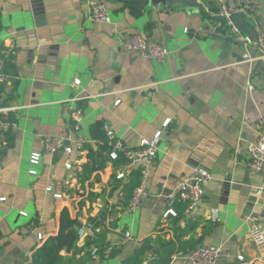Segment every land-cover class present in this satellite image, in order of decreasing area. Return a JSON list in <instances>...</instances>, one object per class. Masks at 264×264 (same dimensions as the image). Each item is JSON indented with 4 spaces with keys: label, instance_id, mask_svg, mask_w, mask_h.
<instances>
[{
    "label": "crops",
    "instance_id": "0c3cea01",
    "mask_svg": "<svg viewBox=\"0 0 264 264\" xmlns=\"http://www.w3.org/2000/svg\"><path fill=\"white\" fill-rule=\"evenodd\" d=\"M91 1L0 0V44L15 45V70L3 73L0 90L14 86L10 105L18 106L12 114L13 143L0 153V264L27 263L61 222L82 225L101 212L109 215L108 229H102L104 219L97 226L107 231L117 252L92 256L84 264H119L149 236L176 247L191 239L199 241L197 246L218 245V264H264V245L249 236L250 218L264 230V176L247 166L255 122L264 114V0L254 13L236 18L242 33L251 24L257 33L247 59L238 34L227 25L213 28L214 0H103L109 22L89 19ZM134 31L164 45L165 62L123 50L121 37ZM75 79L79 84L73 85ZM76 95L83 99L70 101ZM67 102L83 111L76 129L63 114ZM97 121L129 146L161 131L144 180L148 196L136 211H129L128 203L121 209L123 192L114 175L124 163L115 167L105 156L102 168L81 180L64 165L76 161L75 154L43 150L47 135L82 136L89 141L80 157L85 161L88 147L96 145L90 139ZM33 152L41 154L34 166ZM30 168L37 173L30 174ZM194 168L211 177L197 207L184 214V204L175 203L181 218L173 223L170 215L164 223L163 212ZM213 209L217 221L211 219ZM125 230L131 239L122 238ZM87 239H77L81 250L75 254L62 251V264L83 258ZM153 255L147 251L143 264ZM173 255L168 264H190Z\"/></svg>",
    "mask_w": 264,
    "mask_h": 264
},
{
    "label": "built area",
    "instance_id": "2783aa9c",
    "mask_svg": "<svg viewBox=\"0 0 264 264\" xmlns=\"http://www.w3.org/2000/svg\"><path fill=\"white\" fill-rule=\"evenodd\" d=\"M214 6L216 9V23L213 28H219L221 25H227L230 27V31L233 34H238L239 39L242 41L244 52L242 57L250 58L248 47L253 44L254 39L248 33H242L236 18L240 14L250 15L254 13L259 7V0H214ZM88 17L91 20L99 22H109L110 16L108 7L103 0H92L89 3ZM187 31V29H185ZM120 45L127 53L134 54L144 60L155 61L158 63L165 62L168 49L161 43L147 37L141 31H134L128 34H124L120 39ZM15 45L10 42L5 46L4 51L0 54V82L4 79L2 73V66L8 55L14 54ZM79 84V79L73 81V85ZM251 88L250 83H248ZM83 99V96L76 95L70 99L75 102ZM119 101L117 100L116 103ZM18 106L16 105H0V136H3L10 130H14L17 127V122L12 114L16 113ZM63 114L67 118L74 121V128H78V123L82 117L83 111L80 107H72L68 102L63 107ZM169 119H166L163 126H166ZM104 134L106 137L107 145V157L113 162L118 155H121L125 161L120 170L116 172L117 179H128L130 174L138 169L140 172V184L135 186L131 198L128 202L127 209L129 211H136L141 203L147 198L148 191L144 185V180L147 175V168L151 166L155 160L157 153V144L161 138V131H157L150 139H142L138 145L129 146L117 137L114 131L107 125L103 126ZM256 137L253 142L248 145L247 154L248 161L247 166L250 170L259 172L264 176V114H260L255 122ZM90 141L94 144L102 143L98 138H92ZM89 141L82 137L76 136L72 139L68 135H47L42 139L43 150L47 154H53L56 152H63L68 156L75 154L76 161L67 160L65 167L67 169H74L75 172L79 171L77 163L80 162L84 146ZM41 154L39 152H33L29 157V162L32 166L39 163ZM29 173L35 175L37 173L35 168H30ZM211 180L209 172L201 168H194L191 173L179 184L170 206L165 209L162 214L164 223L168 219V216H176V210L172 206L175 203L184 204V214L189 213L195 209L204 193L205 186ZM50 190V187H47ZM55 197H60L61 194L55 193ZM111 206L107 207V213L110 212ZM106 213V214H107ZM24 214V213H21ZM211 219L218 220L217 211L213 209L211 211ZM105 225L102 229H108L109 215L104 218ZM249 236L251 240L257 245H264V230L262 226L253 218L249 219ZM101 229L94 221H88L78 227V238L91 239L96 236ZM124 240L131 239V232L125 230L121 233ZM38 240H43L44 235L42 233L37 234ZM93 256L99 257L98 247H92ZM110 254V247H107L103 251V258H108ZM222 254V249L218 245L203 244L190 250L187 253L178 252L173 257L181 256L184 260L190 264H218ZM238 259L242 260L243 256L238 255Z\"/></svg>",
    "mask_w": 264,
    "mask_h": 264
},
{
    "label": "trees",
    "instance_id": "16d2710c",
    "mask_svg": "<svg viewBox=\"0 0 264 264\" xmlns=\"http://www.w3.org/2000/svg\"><path fill=\"white\" fill-rule=\"evenodd\" d=\"M4 49V45L0 44V54H2ZM13 58L14 54H11L5 59L2 73L15 70ZM13 95L14 86L10 88L9 91L0 90V105L12 104ZM92 136L100 139L102 143L96 144L95 147L89 146L87 159L77 163L79 171L76 174L81 180L90 178L95 171L102 168L101 159L107 156L108 149L106 145V137L103 130V124L100 121L95 122L92 126ZM12 143L13 132L10 130L3 136H0V153L2 154L4 152L2 148L11 146ZM124 161L125 159L121 155H118V157L113 160V164L117 167L124 163ZM117 181H119L121 191L123 192V198L121 200V209H123L129 202L134 187L140 184V172L136 169L130 174V177L127 180L123 181V179H119ZM172 205L174 206V204ZM177 211H180V209ZM104 218L105 214L104 212H101L98 218L91 217L89 220L94 221L97 224ZM180 218L181 214L178 212V215L173 218L172 222L176 223ZM111 223L113 224V222ZM79 226L80 225L76 220L61 222L57 234L48 237L40 246L35 248L31 254L30 260L25 264H62L64 258L61 254L62 251H72L75 254L81 250L76 245L78 239L77 230ZM198 243V240L191 239L188 241H181L179 246L176 247L173 241L162 240L161 238L154 240L149 236L144 238L139 243V246L119 264H143V258L147 251H153L154 254L152 261L149 264H168L171 261L173 254L187 252L188 250L194 249ZM93 246L98 247L100 258H103V251L107 247H110L109 257L117 252V249L111 245L107 238V231L103 230L98 232L94 238L86 240L84 245L86 250L83 258L73 264H84L86 260L90 259L93 256Z\"/></svg>",
    "mask_w": 264,
    "mask_h": 264
},
{
    "label": "water",
    "instance_id": "95a60500",
    "mask_svg": "<svg viewBox=\"0 0 264 264\" xmlns=\"http://www.w3.org/2000/svg\"><path fill=\"white\" fill-rule=\"evenodd\" d=\"M149 2V4H157V3H162V4H166V3H170L171 1H175V0H147ZM250 20H247V24H250ZM248 34L253 38V39H257V33L254 31L252 24L249 26V31Z\"/></svg>",
    "mask_w": 264,
    "mask_h": 264
}]
</instances>
